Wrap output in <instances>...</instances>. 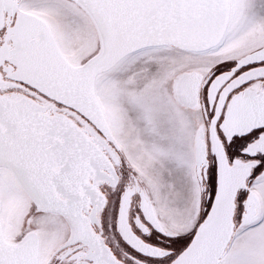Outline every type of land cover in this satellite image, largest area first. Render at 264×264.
Masks as SVG:
<instances>
[{
	"label": "snow or ice",
	"instance_id": "snow-or-ice-1",
	"mask_svg": "<svg viewBox=\"0 0 264 264\" xmlns=\"http://www.w3.org/2000/svg\"><path fill=\"white\" fill-rule=\"evenodd\" d=\"M0 264H264V0H0Z\"/></svg>",
	"mask_w": 264,
	"mask_h": 264
}]
</instances>
